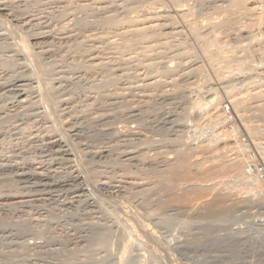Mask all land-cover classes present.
I'll list each match as a JSON object with an SVG mask.
<instances>
[{"label":"rangeland","instance_id":"1","mask_svg":"<svg viewBox=\"0 0 264 264\" xmlns=\"http://www.w3.org/2000/svg\"><path fill=\"white\" fill-rule=\"evenodd\" d=\"M239 1L0 0V264H264V0Z\"/></svg>","mask_w":264,"mask_h":264},{"label":"bare ground","instance_id":"2","mask_svg":"<svg viewBox=\"0 0 264 264\" xmlns=\"http://www.w3.org/2000/svg\"><path fill=\"white\" fill-rule=\"evenodd\" d=\"M5 1H6V0H5ZM244 1H245V0H240L239 3H243ZM7 2H8V1H7ZM3 3H4V2H3ZM48 3H49V2H48ZM14 8H15V7H14ZM7 9H9V8H7ZM1 11H6V9L3 8V9H1ZM10 12H11V11H10ZM147 14H148V13H147ZM7 15H8V14H7ZM30 15H31V14H30ZM169 19H170V18H169ZM262 19H263V18H262ZM151 20H153V19H151ZM155 20H156V19H155ZM41 24H42V23H41ZM172 28H173V27H172ZM139 30H140V29H139ZM46 32H47V31H46ZM46 32H45V33H46ZM178 32H179V31H178ZM45 33H44V34H45ZM46 35H47V34H46ZM124 35H125V34H124ZM47 36H48V35H47ZM162 37H163V36H162ZM162 37H161V38H162ZM37 38H38V39H44V38H46V36H43V35H42V36H39V37H37ZM18 44H19V43H18ZM21 47H22L23 49H22V48H20V49L25 50V51H26V49L28 48V46H27V45L24 46L23 43H22V46H21ZM17 49H18V48H17ZM27 51H28V49H27ZM18 52H19V51H18ZM29 52H30V51H29ZM22 53H23V51H22ZM22 53H21V54H22ZM15 55H16V54H15ZM29 55H30V53H29ZM26 57H27V56H26ZM20 80H21V79H20ZM17 82H18V80H17ZM17 82H16V83H17ZM12 84H13V83H12ZM10 86H11V85H10ZM18 86H19V85H18ZM18 86H17V87H18ZM20 86H21V85H20ZM143 87H146V86H143ZM15 88H16V87H15ZM20 89H21V88H20ZM21 91H22V90H21ZM22 92H23V91H22ZM22 95H23V94H22ZM22 95H19V96L21 97ZM16 96H17V95H16ZM115 98H116V97H115ZM9 101H10V100H9ZM132 118H133V117H132ZM55 137H56V136H55ZM89 138H90V137H89ZM54 139H55V138H54ZM57 140H58V139H56V142H54V141H53V142L59 146L60 144H59V142H58ZM60 147H61V146H60ZM63 150H64V149H63ZM65 150H66V149H65ZM58 151H59V150H58ZM75 151H76V150H75ZM59 152H60V151H59ZM13 164H14V163H13ZM75 165H76V164H75ZM74 173H75V172H74ZM76 174H77V172H76ZM74 177H78V176H74ZM79 177H80V176H79ZM46 178H47V177H46ZM82 178H83V177H82ZM74 179H76V178H74ZM60 184H62V183H60ZM45 185H46V184H45ZM45 185H43V186H45ZM61 186H62V185H61ZM75 189H76V188H75ZM78 189H79V188H78ZM80 189H81V188H80ZM81 190H83V189H81ZM95 198H96V197H95ZM126 247H127V246H126ZM125 250H126V249H125ZM125 252H126V251H125ZM119 261H120V260H119ZM121 261H122V260H121Z\"/></svg>","mask_w":264,"mask_h":264}]
</instances>
